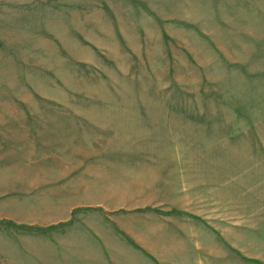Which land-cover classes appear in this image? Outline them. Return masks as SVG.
Here are the masks:
<instances>
[{"label": "rangeland", "instance_id": "1", "mask_svg": "<svg viewBox=\"0 0 264 264\" xmlns=\"http://www.w3.org/2000/svg\"><path fill=\"white\" fill-rule=\"evenodd\" d=\"M0 264H264V0H0Z\"/></svg>", "mask_w": 264, "mask_h": 264}]
</instances>
